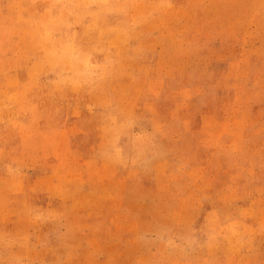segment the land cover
I'll return each mask as SVG.
<instances>
[{
  "label": "rangeland",
  "instance_id": "1",
  "mask_svg": "<svg viewBox=\"0 0 264 264\" xmlns=\"http://www.w3.org/2000/svg\"><path fill=\"white\" fill-rule=\"evenodd\" d=\"M0 264H264V0H0Z\"/></svg>",
  "mask_w": 264,
  "mask_h": 264
}]
</instances>
